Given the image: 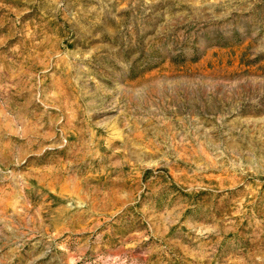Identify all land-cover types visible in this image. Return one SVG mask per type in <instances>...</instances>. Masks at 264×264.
<instances>
[{
  "label": "rangeland",
  "instance_id": "obj_1",
  "mask_svg": "<svg viewBox=\"0 0 264 264\" xmlns=\"http://www.w3.org/2000/svg\"><path fill=\"white\" fill-rule=\"evenodd\" d=\"M0 264H264V0H0Z\"/></svg>",
  "mask_w": 264,
  "mask_h": 264
}]
</instances>
